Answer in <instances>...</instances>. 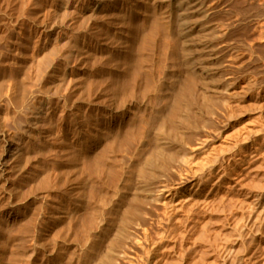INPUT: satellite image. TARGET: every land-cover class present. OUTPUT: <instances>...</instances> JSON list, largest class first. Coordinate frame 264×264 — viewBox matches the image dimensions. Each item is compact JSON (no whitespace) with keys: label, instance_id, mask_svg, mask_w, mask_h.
Wrapping results in <instances>:
<instances>
[{"label":"bare ground","instance_id":"6f19581e","mask_svg":"<svg viewBox=\"0 0 264 264\" xmlns=\"http://www.w3.org/2000/svg\"><path fill=\"white\" fill-rule=\"evenodd\" d=\"M16 1L20 7L23 0ZM59 1L52 24L46 25L45 38L67 19L69 0ZM71 6L78 24L72 43L68 38L64 41L71 47L65 46L67 54L63 44L61 51L57 48L60 52L54 51V44L51 47L55 54H66L60 55L61 78H54L44 94L38 92L41 98L32 108L27 107L26 83L17 77L15 82L25 83V88L12 83L16 75L11 84V78L5 82L7 90L2 87L6 93L2 97L10 101L4 100L8 105L16 102L23 118L17 113L21 121L17 135L5 142L2 172L17 160L24 161L32 143L42 147V169L38 159L31 165L29 193H34L23 204L22 213V220L31 221L32 227L38 226L36 219L42 220L34 244L42 264H264V75L256 82L251 80L255 76L250 78L254 72L250 77L252 72L244 77L235 73L257 60L264 69V50H254L260 43L253 46L257 36L264 38V0H86ZM19 7L15 8L19 11ZM2 10L1 14L6 13ZM67 16L72 20L73 15ZM249 22L257 33L252 42L246 38L248 29L245 35L239 32ZM1 24L0 20V28ZM225 48L227 61L221 55ZM42 51L37 53L38 60L35 57V66L29 64L34 66L33 90L42 73L56 62L48 51L52 63L44 61L47 55ZM73 58L79 66L73 65ZM85 72L90 76L87 80L91 78L88 84L94 82L92 78H105L101 84L96 82L101 87L94 89L93 96V89L84 97L83 91L88 94V90H79ZM246 102L251 104L244 107ZM32 151L36 158L38 150ZM47 157L55 164L52 160L49 164ZM70 175L74 182L69 181L65 189V176ZM14 188L11 194L4 191L0 207L6 221L16 220L19 213L11 203ZM59 189H64V198H52ZM38 195L42 198L39 211ZM34 200L38 209L36 217L32 210L31 217L28 210ZM29 216L35 220H28ZM28 230L25 234L34 232ZM24 236L29 238V234ZM20 237L13 240L16 244H11L9 254L5 251L7 259L1 256L2 264H28L30 253L22 249Z\"/></svg>","mask_w":264,"mask_h":264},{"label":"rangeland","instance_id":"374dc122","mask_svg":"<svg viewBox=\"0 0 264 264\" xmlns=\"http://www.w3.org/2000/svg\"><path fill=\"white\" fill-rule=\"evenodd\" d=\"M3 1V0H2ZM1 0H0V4H1V6L2 7H0V9L2 10V8H3V10L6 12V13H2L1 14V11H0V20H1V22L2 23H4V24H1V26L3 27V29L0 31V37L1 38H3V41H2V39H1V41H2V44H1V41H0V47H2V46H7L8 48L6 49V47H3V48H0V67L2 68H0L1 70V72H0V80H3V82H1L0 81V86H1V89L2 90H0V95H1V98H0V105L1 104H3L4 103V101L5 100H7L8 101V98L6 97V95H3V97H2V92H4V94H6L5 93V90L3 91V88L2 87H4V86H6V87H4V89H6L7 88V85H6V83L9 81L8 79H10V84H11V80H13L12 79V77H14L15 75V77H14V81H12V83H13V85L15 84V86H17V87H21L22 86V88L24 89L25 88V86H26V92H27V96H28V99H27V107L28 108H32V106H34V105H37L38 104V102H39V100H40V98H41V95H39V93L40 94H44L45 92H47L48 91V89H49V86H51L52 85V83H53V81H54V78L56 79V78H61V72H62V70L61 69H63V64H62V61H61V56H63V57H65L66 56V54H67V52H68V50H67V48H69V47H71V46H69L71 43H72V38H73V34L77 31V29H76V27L78 28V24H75V23H77L76 21H75V19L73 18L74 17V14H73V11H71V10H73L72 9V6H71V4H74L75 2H80V4H84L85 3V1L86 0H74V2H72L73 0H69V5H68V8L69 9H67V15H69V16H72V20L71 19H69L68 18V16L66 15V17H65V21H64V24L62 25V27L60 28V29H58V30H56L55 32H52L51 34H50V32H49V34H48V36L49 37H47V38H45L44 36H46L47 35V33L45 34V32H47V31H45V28L47 27V26H49L50 24H52V22L53 21H51V20H54V17H55V15L57 14V11H58V9H59V5H60V1L59 0H26V2L27 3H25V5L26 6H24L25 8H27L26 10H25V8L24 9H22L23 7V2H25L24 0H23V2H21V3H18V4H20V7L17 5V1L16 0H14L15 2H16V4H15V2L13 1V0H11V2H10V0H5L6 2H2ZM20 1H22V0H19L18 2H20ZM56 1H58V2H56ZM238 0H234V3L235 2H237ZM239 1H241V0H239ZM254 1V0H253ZM255 1H257V0H255ZM2 2V3H1ZM15 4H13V3ZM30 2V3H29ZM32 2V3H31ZM84 2V3H83ZM11 6V7H9V8H11V9H8L7 10V6H9L8 4ZM10 3H12V4H10ZM40 3V4H39ZM58 3V4H57ZM3 4V5H2ZM6 4H7V6H6ZM22 4V5H21ZM28 5V6H27ZM30 5V6H29ZM45 5V6H44ZM55 5V6H54ZM5 8H4V7ZM17 6V8L19 7V11L22 13V16H21V14H20V12L17 10V8H15ZM40 6V7H39ZM51 6V7H50ZM18 11V12H16V10H14L13 12L14 13H11V11L14 9V8ZM22 7V8H21ZM33 7V8H32ZM55 7V8H54ZM38 8V9H37ZM58 8V9H57ZM227 8H229V7H227ZM21 9V10H20ZM226 9V8H225ZM225 9H223V10H225ZM2 10V11H3ZM10 10V11H9ZM23 10H24V14H25V16H23L24 14H23ZM50 10V11H49ZM69 10V11H68ZM3 11V12H4ZM7 11H8V13H7ZM51 12H52V15L50 16V14H51ZM11 13V14H10ZM17 13V14H16ZM54 13V14H53ZM72 13V14H71ZM8 14H9V16H8ZM13 14H14V16H13ZM21 16V17H19V15ZM71 14V15H70ZM2 15V16H1ZM37 15V16H36ZM48 15V16H47ZM37 18H36V17ZM52 16H54V17H52ZM8 17H9V19H8ZM14 17H16L15 18V20H14ZM19 17V18H18ZM25 17V18H24ZM43 17H46V19L43 21L42 19H44ZM49 17V18H48ZM17 18H18V20H17ZM53 18V19H52ZM4 19H7V20H5L4 21ZM21 19H23V20H21ZM31 21H30V20ZM33 19V20H32ZM36 21H35V20ZM48 19V20H47ZM10 20H11V23H13V24H15V25H12V27H11V23H10ZM12 20H13V22H12ZM38 20V21H37ZM41 20L44 22H42L41 23ZM51 22H50V21ZM73 20H74V22H73ZM215 20H217V17H216V19ZM4 21V22H3ZM7 21V22H6ZM16 23H15V22ZM20 21H21V24H20ZM32 22V23H30V22ZM34 21V22H33ZM69 21V22H68ZM19 22V23H18ZM37 22L38 23H40V25H38L37 24ZM46 22V23H45ZM50 24H49V23ZM70 23V24H68V23ZM33 23H34V25H33ZM35 23H36V25H38V26H36L35 25ZM252 25H251V24ZM7 24H9V26L7 25ZM18 24H19V26H18ZM28 24H30V25H28ZM71 24H74V25H71ZM248 24V25H247ZM250 24V25H249ZM42 25V26H41ZM47 25V26H46ZM77 25V26H76ZM246 25L248 26V27H246ZM7 26V27H6ZM14 26V27H13ZM31 26V27H30ZM36 28H35V27ZM66 27V28H68V29H66V28H64V27ZM73 26V27H72ZM245 28H243V27ZM241 27H240V30H239V32L240 33H244V35L245 34H247V32H248V30H249V32H248V34L246 35V38L249 40V39H251V41H249V42H252V38L254 37L255 38V35L257 36V33L255 34V33H253V32H255V30L253 29L255 26H254V23L253 22H249V23H246L245 25H242ZM251 26V28H252V26H254L253 28H252V30L249 28ZM1 27V28H2ZM38 27V28H37ZM70 27V28H69ZM0 28V29H1ZM8 28V29H7ZM12 28H13V30H12ZM29 28H31V29H33V30H31V29H29ZM43 28V29H42ZM16 29L19 31H16ZM37 29H39V30H37ZM242 29H244V32H243V30ZM248 29V30H247ZM8 32H7V31ZM44 32H43V31ZM63 30V31H62ZM69 30V31H68ZM246 30H247V32H246ZM4 31V32H3ZM12 31V32H11ZM73 31V32H72ZM242 31V32H241ZM11 32V33H10ZM14 32H15V34H14ZM31 32V33H30ZM39 32V33H38ZM60 32V33H59ZM72 32V33H71ZM2 33V34H1ZM4 33V34H3ZM36 33H38V34H36ZM41 33V34H40ZM57 33V35H55ZM61 33H63V34H66V35H63V37H62V35H61ZM251 33H253V34H251ZM13 34V35H12ZM36 34V35H35ZM68 34H70V36H68ZM2 35H4V36H2ZM9 35V37H7ZM12 35V36H11ZM72 35V36H71ZM253 35V36H252ZM60 38H59V37ZM5 37H6V39H5ZM44 37V38H43ZM54 37H55V39H54ZM69 37H70V39H69ZM72 37V38H71ZM258 37V36H257ZM255 38V41H254V38H253V46L255 45L256 46V43H257V45L259 44V47H254V50L255 51H258V49L260 50V51H262L263 52V50H264V46H262V45H264V38H260V39H258V38ZM7 38H8V40H7ZM67 38H68V41H67ZM9 39H10V41H9ZM16 39V40H15ZM51 39H53V41L58 45V47H56V44L55 43H52L53 41L51 40ZM41 40V41H40ZM61 40V41H60ZM261 40V41H260ZM6 41V42H5ZM15 41H16V43H15ZM50 41V42H49ZM67 41L68 43H69V45H67V43L65 44V42ZM257 41V42H256ZM7 42H10V44L9 45H6V43ZM44 42V43H43ZM62 42V43H61ZM4 43H5V45H4ZM13 43V44H12ZM22 45H21V44ZM44 45H43V44ZM46 43V44H45ZM52 43V44H51ZM60 43V44H59ZM263 43V44H262ZM54 44V45H53ZM63 44V45H62ZM65 44V45H64ZM262 44V45H261ZM2 45V46H1ZM17 45V46H16ZM24 45V46H23ZM52 45H53V47L55 46V49H54V51L55 50H57V48H58V50H60L61 51V48L64 46V48H66V52L64 51V49H62L63 50V52L64 53H66V54H64L63 52H61V53H58L57 54V52H56V54L54 53V51H53V49L51 48L52 47ZM59 45H62V47H60V49H59ZM15 46V47H14ZM39 46H41V47H39ZM50 46V47H49ZM66 46V47H65ZM260 46H262V47H260ZM14 47V48H13ZM49 47V48H48ZM26 48V49H25ZM41 48H44L45 49V51H42V50H44V49H41ZM263 48V49H262ZM9 49H10V51H9ZM14 49V50H13ZM38 49V50H37ZM5 50H8L10 53H12V50H13V52L15 51V52H18V53H15V55H14V53H12V55L10 54V53H8V51H5ZM27 50V51H26ZM36 50H37V52H36ZM49 50H52V51H49ZM57 50V51H58ZM3 53H2V52ZM7 52V53H5V52ZM42 51V55L43 56H45L46 57V53H47V51H48V54H50V57H51V54L53 55L52 57H51V59L52 58H54L53 59V61H56V62H50L51 61V59H49L50 57H49V55H47V57L45 58V60H44V57H43V60L44 61H47V62H49L48 64H51L52 63V66L51 67H48L47 69H46V71H44V74L42 73V82L44 83H42L41 81L38 83V82H36V85L34 84V87H35V89L34 90H36L37 91V89H39V88H44V91H43V89H39L37 92L36 91H34L33 90V87H32V83L31 82H34L33 81V78H34V71H33V69H34V64H35V61H36V58H37V60H38V57H39V53ZM60 51H58V52H60ZM223 51H225V52H223ZM260 51H259V53H260ZM223 52V53H222ZM4 53H5V55H4ZM38 53V54H37ZM45 53V54H44ZM64 55H63V54ZM255 53H258V52H255ZM27 54V55H26ZM57 55L58 57H56L55 55ZM62 54V55H61ZM225 54L226 55H228L229 54V51L225 48V49H222V51H221V55L224 57L223 58V60H226L227 61V58L226 57H228V56H226L225 57ZM13 55L15 56L12 60H11V58L13 57ZM36 55H38V56H36ZM61 55V56H60ZM5 56V57H4ZM10 56V57H9ZM12 56V57H11ZM16 56H18V57H16ZM27 56V57H26ZM6 57H8L7 59L9 60V61H7V59H5ZM36 57V58H35ZM62 57V58H63ZM24 58V59H23ZM48 58V59H47ZM59 58V59H58ZM18 59V60H17ZM47 59V60H46ZM57 59V60H56ZM75 59L76 58H73V60H72V62H73V65L75 66L76 65V67L77 66H79V64H75L77 61H75ZM2 60H3V62H2ZM6 60V61H5ZM10 60H11V62H10ZM13 60H17L16 61V63H17V65L19 64V66L17 67V65H16V63L13 61ZM24 61V62H23ZM61 63V65L60 64H58L59 62ZM225 61V62H226ZM7 62H9V64H7ZM25 62L27 63V64H25ZM33 62V63H32ZM37 62V61H36ZM257 62H258V60H257ZM256 61H255V65L256 64H258L260 67H257V71H255V69L256 68H254V64H251V66L253 67H251V66H245L246 67V69L245 68H243V69H241L240 71L238 70V71H236L235 70V73H236V76H238V77H244V76H246V75H248L250 72H252L251 74H249L248 76L250 77L252 74H253V72H254V74L250 77V78H252L253 76H255L253 79H251V80H253V81H255L256 79V82L257 81H259L260 80V78L264 75V73H263V71L262 70H264L263 69V66H261L262 64L260 63V62H258L257 63ZM21 63H23V64H21ZM32 64V65H34V66H32V65H29V64ZM77 63H79V62H77ZM254 63V62H253ZM7 64V65H6ZM21 64V65H20ZM56 64V65H55ZM1 65H3V66H1ZM9 65V66H8ZM25 65V66H24ZM29 65V66H28ZM58 65V66H57ZM88 65V64H87ZM257 65V66H258ZM16 66V67H15ZM20 66H22V69H20L21 67ZM61 66V67H60ZM86 66V65H85ZM5 67H7L6 69H5ZM13 67V71H11L12 68ZM24 67V68H23ZM87 67V66H86ZM256 67V66H255ZM262 67V68H261ZM11 70H10V69ZM33 68V69H32ZM51 68V69H50ZM60 68V69H59ZM260 68V69H259ZM8 69V70H7ZM20 69V70H19ZM25 69V70H24ZM85 69H87V68H85ZM258 69L260 70V71H258ZM262 69V70H261ZM10 70V71H9ZM48 70H49V72H48ZM51 70H53L52 71V73H51ZM61 70V71H60ZM253 70V71H252ZM6 71L7 72H9L8 74L6 73ZM24 71V72H26V73H24V75L25 74H27L26 76H28V78L27 77H25L23 74H22V72ZM33 71V72H32ZM244 71H245V73H244ZM10 72H11V74H10ZM13 72H15L14 74H12ZM54 72V73H53ZM260 72V73H259ZM49 73V74H48ZM237 73H238V75H237ZM241 73H244V74H241ZM3 74H5V77H4V75ZM7 74V75H6ZM32 74H33V78H32ZM52 74V75H51ZM88 73L87 72H85V76L83 77V81H80L81 82V85H80V87H79V90H80V88L83 90H88V92L89 91H91L92 89H93V93H92V95H91V93L89 92L88 94H87V92H85V91H83L84 93V95H83V97L84 96H87V95H91V96H93V94L97 91L96 89H98L99 90V88L101 87V85L99 86L96 82L98 81V83L99 84H101V82L103 81H105V78H103L102 79V81H101V79L100 80H98V78H92V82H93V80H94V82L92 83V84H90L91 83V78L89 79L88 78V80H87V77L89 76V75H87ZM256 74H257V76H256ZM261 74V75H260ZM9 75V76H8ZM10 75H11V77H10ZM14 75V76H13ZM49 75V76H48ZM240 75V76H239ZM242 75V76H241ZM19 76V77H18ZM29 76H30V78H32V79H30L29 78ZM53 76V77H52ZM55 76V77H54ZM260 76V77H259ZM2 77V78H1ZM7 77V79H6V81H4L5 80V78ZM18 78V80L19 81H23V82H25L26 83V85L24 86V85H22V84H25V83H21V86H20V84L19 83H17V82H19V81H16L15 82V80H17V78ZM51 77V78H50ZM90 77V76H89ZM259 79H258V78ZM16 78V79H15ZM19 78H23V79H19ZM29 80L30 79V81H29V83H31V84H29V87L31 88V90H33V91H31V90H28V89H30L29 87H28V81H27V79ZM44 78V79H43ZM86 78V79H85ZM263 78H264V76H263ZM24 79L26 80V81H24ZM51 79H53V80H51ZM85 79V80H84ZM255 79V80H254ZM8 80V81H7ZM32 80V81H31ZM84 81H86L87 82V84H88V82H90L89 84H88V89H87V85H86V82H84ZM107 81V80H106ZM6 82V83H5ZM51 82V83H50ZM2 83H4V85L2 84ZM35 83V82H34ZM37 83H38V85L39 86H37ZM95 83V84H94ZM8 84V83H7ZM41 84H43L42 86H41ZM66 84V86H67V83H65ZM94 84V85H93ZM44 85H47V86H44ZM49 85V86H48ZM84 85H86V87H84ZM89 85H90V87H89ZM97 85V86H96ZM36 86H37V88H36ZM96 88H95V87ZM99 86V87H98ZM27 87H28V89H27ZM84 87V88H83ZM94 87V88H93ZM98 87V88H97ZM91 88V89H90ZM94 89L96 90V91H94ZM7 90V89H6ZM28 90V91H27ZM41 90V91H40ZM29 91H31V92H29ZM40 91V92H39ZM65 91H66V89H65ZM64 91V92H65ZM32 92H34V94L35 95H33V93ZM39 92V93H38ZM41 92H43V93H41ZM29 94V95H28ZM38 95V96H37ZM66 95H69V94H67L66 93ZM89 95V96H90ZM82 96V95H81ZM30 97V98H29ZM37 97H39V98H37ZM34 98V99H33ZM5 99V100H4ZM31 99H33V100H31ZM31 100V101H30ZM3 101V102H2ZM7 101H5L6 102V104L4 103L3 105H1L0 106V126L2 127H0V129H2V130H4V131H2V133H1V130H0V147L1 146H3V147H1L2 149H3V151H0L1 152V154H0V162H1V160H2V157H3V155H4V153H5V145H6V140L7 139H11V138H13V137H15L16 135H17V133L15 132V131H17L16 130V128H17V126H18V124L19 123H17V122H19L20 120H22L23 118H21L22 117V114H20V113H18V110H19V108H20V106L19 105H17V103L16 102H10L11 104V106L10 105H8L7 104ZM10 101V100H9ZM8 101V102H9ZM35 102V104H34V102ZM38 101V102H37ZM31 102V103H30ZM13 103L17 106L16 108H14V106H13ZM247 103L250 105L251 104V102L249 103V102H246V103H244L243 104V106L245 105H247ZM4 105H7V106H9V108H6V110H5V107L6 106H4ZM82 107L81 105H79L78 104V107ZM244 106V107H245ZM4 107V108H3ZM12 107V108H11ZM79 107V108H80ZM247 107V106H246ZM3 108V109H2ZM11 108V109H10ZM18 109L17 111L16 110H12V109ZM83 108V107H82ZM82 108H80L83 112H84V114H86L87 115V117H90V114H89V111L88 110H84V108L82 109ZM3 110V111H2ZM10 110V111H9ZM16 112V114H14L15 112ZM12 112H14V113H12ZM82 112V113H83ZM5 113V114H4ZM12 113V114H11ZM17 113L19 114V117H20V120H19V118H18V116H17ZM4 114V115H3ZM7 114V115H6ZM17 117L18 118V120L16 121V119L13 117ZM94 115V113L93 114H91V118H94L95 117V115ZM5 116V117H4ZM11 116H12V118H11ZM4 117V118H3ZM14 118V119H13ZM13 119V120H12ZM89 119V118H88ZM15 120V121H14ZM13 121V122H12ZM11 122V123H10ZM21 122V121H20ZM16 123H17V125H16ZM11 124V125H10ZM16 125V126H14V125ZM5 126V127H4ZM14 126V127H13ZM7 127V128H6ZM10 127V129L8 130V131H6L8 128ZM11 130V131H10ZM14 130V131H13ZM6 132V133H5ZM10 134H9V133ZM12 132V133H11ZM14 132V133H13ZM4 133V134H3ZM8 133V137H6L5 138V136H6V134ZM2 135V136H1ZM3 138V140L1 141V139ZM5 138V139H4ZM3 142V143H2ZM37 147H36V146ZM34 146V147H33ZM36 147V148H35ZM1 148H0V150H1ZM34 148V149H33ZM40 149H41V151H40ZM32 150H34V153L37 151L38 153H35V155H37L36 156V158L34 157V154L33 153H29V151L30 152H33ZM29 151L27 152L28 154H30V155H28V154H26V158L28 159V162H26L25 161V159H24V161L26 162H24L22 159H21V161L20 160H17L16 161V164L14 163V165H13V163L11 164L12 165V167H11V165H10V167L11 168H6V169H4V171H6V172H2V170H1V168L2 167H0V174H2V175H0V185H2V186H0L1 188V191H0V207H2V204H3V201H4V196L3 195H5V192H7V191H5V190H7L8 189V192H10V194H11V191L13 190V188H14V195H11V203H12V205L13 206H15V210L16 211H18L19 213H18V217H16L17 219L16 220H14V219H12V220H7L6 221V219H4L3 218V216H2V213H0V264H2V262L4 261V259H7L6 257H8L7 255L9 254V252H10V250H11V247H13V245H15L16 243L14 242V241H16L17 242V240H20V239H22L20 236H22L23 237V240L24 241H21V242H24L22 245V249H23V247H28L29 249L27 250L26 248H24L26 251H27V255L29 254L30 255V260H29V255H28V264H34V263H38V264H42V262H41V258H40V256H39V253H38V250H36L37 248L35 247V242H37L38 240H39V238L36 236V232L35 231H37L38 229H39V226L42 224V220L40 221L39 219H33V218H35L36 216V213H37V209H38V204L37 203H39V206H41L42 204V198L40 199L39 198V196H41V195H38V196H36V202H35V200H34V202L33 203H35V204H33V206H35V207H37V208H35L34 209V207L32 206V204H31V206H30V209L28 210V214L31 216V214H33L34 213V211L32 212V210H36V212L34 213V215L33 216H35V217H33V218H30V216H29V218H28V220H31L32 219V221L33 220H35L36 221V223H37V229L35 228V226L34 227H32L33 225L32 224H30L29 222H31V221H28V223H26V221H24V220H22L23 219V217H22V213H23V204H25V202L28 200V199H30L33 195V191L32 192H30V193H32V194H30L29 193V191H31L32 189H30L31 187H30V179H29V176H30V174L31 173H33V166H31V165H33V164H35V162H37L38 160L40 161H38L39 162V166H40V168L42 169V153H40V152H42V147H40L37 143H32V145L31 146H29ZM40 151V152H39ZM40 153V154H39ZM28 155V156H27ZM30 156H32V157H30ZM38 156H40V157H38ZM33 158H35V161L34 160H32ZM36 159H38V160H36ZM46 160H48V161H50V160H52L51 158H48L47 157V159ZM32 161V162H31ZM53 162H49V164L51 163H53L52 165H54L55 164V160H52ZM31 163V164H30ZM18 164V165H17ZM23 164H27L26 165V168L25 169H23V171L20 169V167L22 168V165ZM0 165H1V163H0ZM57 165V166H56ZM56 167L55 168H59V164H57L56 163ZM17 166V167H16ZM31 166V167H30ZM30 167V168H29ZM14 168V169H13ZM20 170H18V169ZM28 168V169H27ZM32 171H31V170ZM9 170V171H8ZM11 170V171H10ZM16 170H18L17 172H15ZM28 170V171H27ZM24 171L26 172V173H24ZM16 173V176H14L15 174L14 173ZM23 172V173H22ZM14 175H13V174ZM29 173V174H28ZM12 174V175H11ZM24 174H26V175H24ZM19 177H18V176ZM32 175V174H31ZM12 176L14 177V179L12 178ZM22 176L25 178L26 177V181L25 180H23L24 178H22ZM9 177V178H8ZM16 177V178H15ZM28 177V178H27ZM66 178H67V182H66V184H65V189H67L70 185H71V183H73L74 182V180H73V176H65ZM13 180H12V179ZM30 178H31V176H30ZM68 178H70V179H68ZM16 179V180H15ZM28 179V180H27ZM11 180V181H10ZM71 180H73V182L71 181ZM9 181V182H8ZM17 181V182H16ZM21 181V182H20ZM22 181L25 183V185H24V183L22 184ZM71 183H70V182ZM3 183V184H2ZM4 183H5V185H4ZM19 183V184H18ZM23 186H22V185ZM5 187H4V186ZM19 185L21 186V187H19ZM14 186V187H13ZM26 186V187H25ZM11 187V188H10ZM13 187V188H12ZM17 188V189H16ZM24 188V189H23ZM11 189V190H10ZM19 189V191H17V196L15 195V193H16V190H18ZM28 189H30V190H28ZM60 191H56V192H54V193H52V198H54V199H58V200H61V198L63 197L64 198V196L62 195L63 193H61L63 190H61V189H59ZM5 191V192H4ZM3 193V194H2ZM12 193H13V191H12ZM19 193V194H18ZM31 195H29V194ZM58 193H60V194H58ZM56 194V195H55ZM20 195L22 196V197H20ZM26 195H28V196H26ZM14 196V197H13ZM54 196V197H53ZM56 196H57V198H56ZM60 196H62V197H60ZM16 197H17V199H16ZM19 197L21 198L20 200H19ZM26 197V198H25ZM13 198H15V199H13ZM26 200H25V199ZM39 198V199H38ZM53 199V200H54ZM17 200H19V203H17ZM24 200V201H23ZM62 200H64V199H62ZM23 201V202H22ZM39 201V202H38ZM16 202V203H15ZM41 202V203H40ZM46 203V202H45ZM37 204V205H36ZM22 205V206H21ZM17 206H18V208H17ZM31 207H32V209H31ZM40 209H38V211L39 210H42V206L41 207H39ZM0 212H1V210H0ZM2 217V218H1ZM32 217V216H31ZM3 219V220H2ZM14 220V221H13ZM4 223H3V222ZM11 221H13V222H11ZM23 221V222H22ZM40 222V223H39ZM21 225H20V224ZM39 223V224H38ZM25 224H26V226L28 227V228H24V226H25ZM32 225V226H31ZM30 226L32 227V228H30ZM32 229V230H30V229ZM20 229V230H19ZM29 229V230H28ZM33 229H36V230H33ZM25 230H28L29 232H31V231H34L32 234H34L36 237H34V235H32L31 233H26L27 234V236H28V234H29V238H27L26 236H24V235H26L25 234ZM20 231V232H19ZM17 232H19V233H17ZM22 233H24V235H21ZM17 234H19L18 235V238L16 237V235ZM14 237H16V240H14L15 238ZM25 237V238H24ZM27 238V239H26ZM26 239V240H25ZM28 239H30V240H28ZM14 240V241H13ZM32 240V241H31ZM28 241L30 242V243H28ZM11 242V243H10ZM14 243V244H13ZM28 243V244H27ZM33 243V244H32ZM11 244H13V245H11ZM25 244V245H24ZM27 244V245H26ZM31 245V247H30V245ZM33 245H34V247H33ZM8 246H10V247H8ZM30 248L32 249V250H30ZM6 249V250H5ZM9 249V250H8ZM32 251V252H30V251ZM5 251H7V253H5ZM9 251V252H8ZM37 251V252H36ZM4 253V254H3ZM32 253H34L33 255H32ZM36 253H38L37 254V258H36V261L34 260L35 259V257H36ZM1 254H3V255H1ZM6 255V256H5ZM1 256L4 258L3 260H2V258H1ZM35 256V257H34ZM33 258V259H32ZM38 259V260H37ZM33 261V262H32ZM30 262V263H29Z\"/></svg>","mask_w":264,"mask_h":264}]
</instances>
